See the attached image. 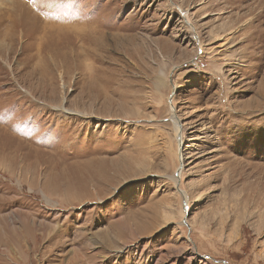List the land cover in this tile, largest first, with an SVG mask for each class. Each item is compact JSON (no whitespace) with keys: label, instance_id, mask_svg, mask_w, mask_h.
Wrapping results in <instances>:
<instances>
[{"label":"rangeland","instance_id":"374dc122","mask_svg":"<svg viewBox=\"0 0 264 264\" xmlns=\"http://www.w3.org/2000/svg\"><path fill=\"white\" fill-rule=\"evenodd\" d=\"M0 264H264V0H0Z\"/></svg>","mask_w":264,"mask_h":264},{"label":"bare ground","instance_id":"6f19581e","mask_svg":"<svg viewBox=\"0 0 264 264\" xmlns=\"http://www.w3.org/2000/svg\"><path fill=\"white\" fill-rule=\"evenodd\" d=\"M183 18H184V20H185V23L187 24V27H188V29H190L191 31L192 30H194L193 29V26H192V24H191V22H190V20H189V18H188V16L186 15V12H184L183 13V16H182ZM194 34H195V32H193ZM14 35V34H13ZM12 36V35H11ZM13 37V36H12ZM225 38V37H224ZM224 38H222V39H220V40H222V43H220L219 45H217L218 47H216V48H222L223 46H225L228 42L226 41V39H224ZM199 40V39H198ZM219 40V41H220ZM11 45V44H10ZM208 46H209V48H208ZM207 47H204L201 43H200V41H197V47H198V50L200 51V52H203V51H205V52H208V53H212V52H215V51H218V49L216 50V48L215 47H212L211 45H208ZM226 47V46H225ZM224 48V47H223ZM226 52H227V50H226ZM218 53V52H217ZM159 84L161 83V81H159L158 82ZM157 85V84H156ZM161 85V84H160ZM163 85V84H162ZM159 86V85H158ZM62 101H64V98L62 99ZM170 119L172 120V124H173V127H174V140H175V151H172L171 152V154H173V157H174V159L173 160H176L177 161V167H178V165H179V162H181V160H183L182 159V154H181V159H179V157H180V152L178 153V146H179V144L180 143H182L183 142V136H182V130H181V127H180V124H179V122L177 121V119H176V117H175V115L172 113V114H170ZM181 164H182V162H181ZM180 167V166H179ZM179 170H180V168L178 169V177H180V172H179ZM176 172V173H177ZM178 177L176 176V175H172V176H170V180L176 185L177 184V180H178ZM181 195H182V198H183V201L185 202V204H187V197H186V193H185V191H182L181 190V193H180ZM48 202V201H47ZM35 248V247H34Z\"/></svg>","mask_w":264,"mask_h":264}]
</instances>
